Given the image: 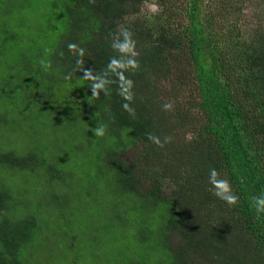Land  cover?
Wrapping results in <instances>:
<instances>
[{"label": "trees", "instance_id": "trees-1", "mask_svg": "<svg viewBox=\"0 0 264 264\" xmlns=\"http://www.w3.org/2000/svg\"><path fill=\"white\" fill-rule=\"evenodd\" d=\"M118 230L117 264H264V0H0V264Z\"/></svg>", "mask_w": 264, "mask_h": 264}, {"label": "rangeland", "instance_id": "rangeland-1", "mask_svg": "<svg viewBox=\"0 0 264 264\" xmlns=\"http://www.w3.org/2000/svg\"><path fill=\"white\" fill-rule=\"evenodd\" d=\"M151 7H152L151 10L155 11L156 7L154 5ZM252 13H253L252 11H248L249 21L253 20ZM17 177L21 178V176H19V175H17ZM102 197H104V195H102ZM68 218H69V220L72 221L70 223L69 228L71 230H77L79 224L82 223V220H80V217L77 216V213H71V214H68ZM53 219H54L53 224H56L57 222H65L57 214H54ZM95 233H96V231H95ZM122 234H124V235L122 236ZM78 236L79 235H77V238H78ZM118 237H121V239L119 241L117 239ZM77 238L75 237V239L72 241V243L75 245L77 244V241H76ZM101 245H102V249L100 251H98V253H104V252L106 253V255L102 256L101 259L97 260V257H96V259H94L91 256L90 251L86 249V246H88V244H85L84 246L78 245L77 247L74 248V249H78L80 251H84L86 253L81 259L76 260V259H73L72 257H69V258H66L60 264H96V262H99L100 264H117V261L114 260L115 257L117 256V254H116L117 250L119 249L120 251H124L125 254H127L130 244H129V240L126 236V233L123 230H118L115 233H111L110 238L105 240V241H102ZM69 250H73V249H69ZM87 255H89V256H87ZM109 259H110V261H109ZM56 264H58V260H57Z\"/></svg>", "mask_w": 264, "mask_h": 264}]
</instances>
